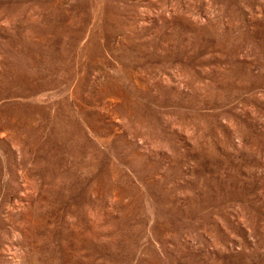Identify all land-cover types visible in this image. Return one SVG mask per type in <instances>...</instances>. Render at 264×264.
Returning a JSON list of instances; mask_svg holds the SVG:
<instances>
[{
    "label": "rangeland",
    "instance_id": "374dc122",
    "mask_svg": "<svg viewBox=\"0 0 264 264\" xmlns=\"http://www.w3.org/2000/svg\"><path fill=\"white\" fill-rule=\"evenodd\" d=\"M0 264H264V0H0Z\"/></svg>",
    "mask_w": 264,
    "mask_h": 264
}]
</instances>
